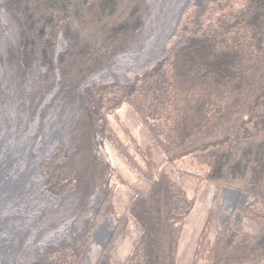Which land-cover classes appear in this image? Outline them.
Wrapping results in <instances>:
<instances>
[{"label": "trees", "instance_id": "trees-1", "mask_svg": "<svg viewBox=\"0 0 264 264\" xmlns=\"http://www.w3.org/2000/svg\"><path fill=\"white\" fill-rule=\"evenodd\" d=\"M67 1L8 0V3L24 33L25 26L28 28L27 35L31 38L26 41L30 43L48 38L50 26L56 17L60 18L57 27L62 28L69 41L67 49L58 55L59 70L65 85L76 91L99 66L97 47L90 45L89 39L96 43L91 17L98 19L100 11H93L90 0H83L91 4L88 3L81 17L87 27L80 30L81 42H74L66 26V18L72 12L66 8V4L70 7ZM112 1H101L99 6ZM122 26L125 27L123 23ZM102 40L96 45L105 42ZM96 88L92 81L84 87L82 95L85 122L91 135L103 132L105 141L126 163L151 181L150 188L147 192H136L120 214L113 213L116 226L110 240L95 258L86 259L84 255L97 219L112 209L115 183L107 174L114 171L104 154L98 155L94 147L84 155L86 163L77 166L80 157L72 156L65 162L68 150L61 146L55 157L44 163L51 191L64 192L71 180H76L81 189L90 180L92 188L100 183L102 194L95 218L87 220L79 215L82 221L86 220L83 226L78 225L68 241L50 248L36 264H81L84 258L86 264H177L181 238L197 195H190L187 184L176 179L174 172L197 179L201 186L203 182L214 184L217 189L213 208L193 249L191 264H264V0H244L221 15L207 43L171 53L157 73L138 80L133 87L110 85L101 92ZM98 93L103 98L99 113L91 103ZM122 103L133 109L165 161L158 163L149 158L151 150L144 152L118 120L119 130L113 127L112 117ZM139 155H147L146 167L137 159ZM225 186L250 197L239 208L238 220L221 213L218 197ZM83 203L80 207L77 203L72 205L63 218L75 213L76 207L86 213L89 207ZM130 219L141 230L125 258L119 259L114 254V244ZM252 223L257 224V231L247 229Z\"/></svg>", "mask_w": 264, "mask_h": 264}, {"label": "rangeland", "instance_id": "rangeland-1", "mask_svg": "<svg viewBox=\"0 0 264 264\" xmlns=\"http://www.w3.org/2000/svg\"><path fill=\"white\" fill-rule=\"evenodd\" d=\"M90 1L94 4L93 11H100L98 19L91 17L94 22L92 26L96 28L95 42L98 43L102 39V42H105L97 46L93 40L89 39L90 45L97 47L95 51L99 66L95 69L96 71L86 77L76 91H71V88L59 80L58 76L60 70L56 54L64 52L69 41L62 28L57 27L60 18L56 17L53 25L50 26L52 29L48 30V38L35 39L30 43L26 41L31 38L27 35L28 28L25 26L27 32L24 33V29L11 13L8 0L0 1V105H6L7 101L13 99L18 103L20 109L15 122L19 135L29 132L31 124L38 120L39 126L34 137L45 139L50 131L55 135L56 142L55 148L42 158L43 168L41 167L40 171L42 179L36 181L34 189L28 194L30 196L36 194L40 197H35L41 199L21 209L22 226L19 228L15 226L19 229V237L16 238L17 240L10 241L9 249L4 255L7 260H2L0 253V264H36L50 248L59 246L62 241H68L78 225L80 228L83 226L86 220L82 221L79 215L87 220L95 218L98 198L102 194L99 191L100 183L92 188L88 180V185L79 189L78 182L71 180L68 181L65 191L60 194H54L47 184L48 175L44 163L51 161L61 146L68 150L65 162L72 156L80 157L76 165L82 166L86 163L84 155L88 150L92 152L94 147L98 155L104 154V158L113 168V174H107L108 179L115 183L111 195L112 209L110 213L97 219L89 249L84 256L86 259L95 258L99 254L114 232L116 215L113 213L120 214L136 192H147L151 181L126 163L125 158L105 141L103 132L96 131L94 135H91L90 127L85 122V102L82 97L84 87L92 81L100 92L110 85L121 84L129 88L133 87L138 80L157 73L162 62L171 53L207 43L218 18L231 9H235L244 0H189L181 8L178 6L175 11L178 0H113L101 7L99 3L104 0ZM67 3L70 6L68 8L66 4L67 10L72 11L66 18L67 29L69 28L73 34L74 42H81L80 30L84 31L83 27H87L81 17L89 4L83 0H68ZM221 5L226 7L223 9ZM176 11L178 13L175 29L167 38L166 46L161 52L156 50L147 58L132 63L121 72L114 69L122 59L147 44L160 21L167 17H170L172 21ZM51 31H54L56 36L53 37L54 32L51 33ZM106 69L108 72L105 71ZM93 75L94 78L90 79ZM55 88L57 89L54 91ZM92 101L93 107H96L95 110L99 113L98 108L103 104L102 96H94ZM115 117H112V125L117 131L119 130L118 120L125 125L144 152L151 150L149 158H154L158 163L165 161L164 156L154 146L147 130L127 103L121 104ZM119 132L122 137H125L123 132ZM30 156L39 158L36 153ZM137 159L143 167H146L147 155L144 157L139 155ZM173 174L180 182L187 184L190 195H197L194 210L186 221L177 258V264H191L193 249L213 208L217 189L214 184L205 182L201 186V182L187 174L177 172ZM197 189H199L198 193H195ZM228 189L233 188L225 186L219 191L221 213L223 216L229 215L238 219L239 208L250 201V197L247 195L241 197L243 192H240L235 198V193ZM75 203L79 207L83 203L84 206L89 207L88 211L82 213L83 208L76 207V212L73 211L75 213L63 218V213ZM6 223L12 224V219L7 218ZM247 229L257 231L258 226L252 223ZM59 230L61 231L56 232ZM140 230L141 228L133 219L128 221V226L114 244V254L117 258H125L135 235ZM52 232H56L54 239L44 244L43 238ZM85 258L81 264H86Z\"/></svg>", "mask_w": 264, "mask_h": 264}, {"label": "bare ground", "instance_id": "bare-ground-1", "mask_svg": "<svg viewBox=\"0 0 264 264\" xmlns=\"http://www.w3.org/2000/svg\"><path fill=\"white\" fill-rule=\"evenodd\" d=\"M187 1L189 0H178L174 11L178 6L179 8L184 6ZM167 11H172V9H167ZM177 13L178 11H176L172 21L170 17L160 21L155 33L147 44L122 59L114 69L121 72L132 63L147 58L154 51L158 50V52H161L166 46L167 38L175 29ZM56 59L58 60V57ZM105 71L108 72L107 69ZM58 76L59 80H62L60 72ZM92 77L94 78V75L90 79ZM10 101H7L6 105H0V253L2 260H7L4 255L9 249L10 241L17 240L16 238L19 237V229L15 226H18V228L22 226L20 223L22 218L20 216L21 209L29 203H35L38 199H41L36 198L35 196H38L36 194L35 196L34 194L31 196L28 194L34 189L36 181L42 179L40 172L42 170V158L56 146L55 135L50 131L45 139H36L34 137L39 126L38 120L31 124L29 132L19 135L15 119L18 116L20 107L15 99ZM32 153H36L39 158L31 157ZM7 218L12 219V224L6 223ZM56 232L45 235L43 238L44 244L54 239ZM1 262L4 263L3 261Z\"/></svg>", "mask_w": 264, "mask_h": 264}, {"label": "water", "instance_id": "water-1", "mask_svg": "<svg viewBox=\"0 0 264 264\" xmlns=\"http://www.w3.org/2000/svg\"><path fill=\"white\" fill-rule=\"evenodd\" d=\"M228 190H231V191H233L235 194V198L238 196V194L240 193L238 190H234V189H228ZM247 194L246 193H243V194H241V197H244V196H246ZM238 219H239V217H238ZM237 219V220H238Z\"/></svg>", "mask_w": 264, "mask_h": 264}]
</instances>
